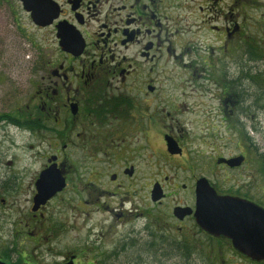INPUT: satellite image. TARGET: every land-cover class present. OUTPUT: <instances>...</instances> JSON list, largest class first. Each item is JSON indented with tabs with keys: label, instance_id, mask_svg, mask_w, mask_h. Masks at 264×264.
<instances>
[{
	"label": "flooded vegetation",
	"instance_id": "obj_1",
	"mask_svg": "<svg viewBox=\"0 0 264 264\" xmlns=\"http://www.w3.org/2000/svg\"><path fill=\"white\" fill-rule=\"evenodd\" d=\"M192 2L0 0V25L12 21L19 37L34 47L37 60V79L24 108L3 116L0 124H13L35 138L38 152L33 156L39 163L36 175L26 184L19 186L9 176L3 183L7 190H24L30 208L27 219L25 216L23 221L13 223L11 245L0 235V264H23L24 256L37 264L35 253L26 249L24 241L34 244L33 248L41 244L44 222L52 215L48 207L59 198L64 200L66 192L84 198V205L99 207L115 226L144 219L140 232L150 238L145 243H153L154 237L160 236L166 245L187 248L191 260H195L192 257L201 234L226 240L234 249L228 238L202 230L194 213L183 218L174 214L178 207L195 210L196 186L203 177L202 160L188 155L180 130L174 133L176 129L166 124L168 118L180 123L178 115L187 108L185 100L195 98L193 93L212 94L219 100L226 129L235 128L238 134V152L225 154L215 148L213 163L206 166L208 173H249L252 150L249 131L235 112L238 104L240 114L244 115L245 109L230 86L228 63L224 65V81L212 77L218 72V63L228 61L234 52L235 42H245L243 25L234 18L235 0L232 4L227 0H201L199 6H191ZM204 39L210 42H202ZM41 46H48L46 53L39 50ZM180 74L186 75L193 86L177 81ZM166 76L176 84L164 90L158 78ZM202 79L214 86L203 85ZM163 102L173 111L160 107ZM171 113L175 115L172 118ZM155 141L164 144L166 153L162 157L156 156ZM169 142L175 144L176 152L170 150ZM257 152L263 154L264 150ZM237 157L241 158L237 166L226 162ZM255 162L262 171L261 157ZM50 166L62 172L66 186L34 211L37 181ZM210 183L219 194L252 201L239 193V185L222 191L215 182ZM156 185L164 195L155 202ZM181 193L190 199L181 197ZM1 202L8 206L5 198ZM159 209L163 213L152 217V212ZM53 228L47 227L46 232L56 233L57 227ZM138 230L132 229L131 235H138ZM132 242L134 247L138 243L136 239ZM107 250L103 255L107 261L103 263L102 258V264H122L121 236ZM234 251L245 261L250 260ZM63 257L59 264H97L91 261L89 251L73 253L69 258L65 252Z\"/></svg>",
	"mask_w": 264,
	"mask_h": 264
},
{
	"label": "rangeland",
	"instance_id": "obj_2",
	"mask_svg": "<svg viewBox=\"0 0 264 264\" xmlns=\"http://www.w3.org/2000/svg\"><path fill=\"white\" fill-rule=\"evenodd\" d=\"M186 1L187 3L193 1L191 6H199L201 3V0ZM227 2L232 4L231 0ZM234 13L235 20L243 25L242 32L245 34V42L239 39L235 42L234 52H231L228 61L224 60L227 62L218 63V72L212 77L220 82L224 81V65L228 63L227 73L230 86L234 93L238 94L239 102L243 104L241 107L245 109V114H240L242 109L238 104L235 112L242 118L240 119L251 138L250 172L238 174V172L221 171L218 174H211L206 171V166H211L213 163L211 157L215 155V148L225 154L238 152L236 143L238 134L235 128L226 129L225 122L222 121L220 115V101L214 99L212 94L193 93L195 98L185 100L187 108L182 109L178 115L180 123L177 124L176 121L168 118L166 124L176 129L174 133H177V128L180 130L179 133L184 136L186 142L188 155L199 157L202 160L203 177L215 182L222 191L234 189L235 185H239L240 194L246 195L256 204L264 207V168L262 167V171H259V165L255 162L256 157L258 158L256 147L260 148V152L264 150V0H235ZM204 40L202 42H210L207 39ZM47 47L41 46L39 50L46 53ZM205 47L203 44L202 49ZM247 51H250L249 56H247ZM202 52L204 53L203 50ZM215 55L218 57L219 53ZM36 61L34 47L19 37L12 21L9 20L5 25H0V119L5 115L9 116V114L18 112L19 108H24L33 89L32 85L37 79L34 75ZM250 74L258 78L253 80ZM180 75L177 81H183L184 85L189 87L193 86V82L188 81L186 75ZM158 80L164 90L176 84L174 79L171 82L168 76L160 77ZM203 85L214 86L210 80L204 82ZM160 107H165L166 111L172 108L165 102L160 104ZM173 113H171V118L175 116ZM164 115H166L165 112ZM5 118L9 119V117ZM10 119L14 120L11 116ZM154 148L158 157L166 153L161 141H155ZM37 152L35 138L13 124H0V159L3 162L0 161V235L5 236L10 245L14 242L12 239L15 231L13 223L23 221L25 216L27 219L30 206L26 202L24 190H12L11 188L7 190L3 183L9 177L13 178L11 182H17L19 186L22 185L21 183L26 184L30 181L38 170L39 163L36 162L38 158L33 156ZM156 160L158 159L155 157ZM180 195L183 197L184 193ZM63 197L64 200L59 198L48 207L52 215L48 221L44 222L41 244L33 248L34 244L30 245L29 241H24L26 249L35 253L33 257L37 264H59L64 261L63 253L68 252L69 258L73 253L78 254L82 250L90 252L91 261L102 264L104 253L108 252L107 249L114 244L115 240L120 239V236L122 244L126 246L133 243V239L138 241L134 248L122 251L120 259L122 264H136L140 260H144L142 264H149V262L157 264L153 258H147L144 252L145 242L150 239L146 232H140L146 223L144 219L118 227L115 226L112 218H108L107 213L99 210V207L94 204L84 205V198H76L68 192ZM184 197L190 199L187 195ZM2 198L6 199L7 207L1 202ZM174 198L175 195L168 198L166 204ZM146 203L150 206L148 200ZM160 213H163V210H154L152 217ZM20 224L23 225V222ZM53 225L54 228L57 227L56 233L51 230L47 233L46 228ZM132 229H139L138 235L132 236L131 234H134ZM199 240V247L192 257L195 260L182 261L179 257L166 255L159 258V264H264V262L252 260L245 261L236 254L226 240H212L205 234H201ZM16 242L18 243L19 239ZM160 245V248L164 249V245L169 248L166 244ZM159 253L161 254V251ZM17 255H13L12 259H16ZM24 260L23 264H36L28 256H24ZM106 261L107 259L104 258L103 263Z\"/></svg>",
	"mask_w": 264,
	"mask_h": 264
},
{
	"label": "water",
	"instance_id": "obj_3",
	"mask_svg": "<svg viewBox=\"0 0 264 264\" xmlns=\"http://www.w3.org/2000/svg\"><path fill=\"white\" fill-rule=\"evenodd\" d=\"M170 150L176 152L175 144L169 142ZM230 166H237L241 158L226 160ZM66 186L62 172L55 166L42 171L37 181L38 194L33 210L45 204ZM164 193L158 185L153 191L156 202ZM194 213L198 226L210 235L231 240L238 252L252 261L264 262V207L239 196L223 195L211 185L206 177L198 180L196 186V207L176 208L174 214L183 218Z\"/></svg>",
	"mask_w": 264,
	"mask_h": 264
},
{
	"label": "trees",
	"instance_id": "obj_4",
	"mask_svg": "<svg viewBox=\"0 0 264 264\" xmlns=\"http://www.w3.org/2000/svg\"><path fill=\"white\" fill-rule=\"evenodd\" d=\"M250 75H251V78L253 80L258 78L257 76H254L253 74H250ZM256 150L259 151L260 148L256 147ZM257 154H258L259 157H261V159L264 162V153L263 154L262 153H257ZM165 242L166 241L162 237L155 236L154 240H153V243H148V244L145 243L146 250L144 252L146 253L147 258L148 257L153 258L154 260H156L157 264H159V262H160L159 258L162 257V256H166V255H168L169 257H179V258H181V260H182V258H183V260L190 259L189 258L190 254H189V251H188L187 248H185L184 246L181 247V246H178V245H168L169 246V248H168L167 246L164 245V244H166ZM160 244L164 245V249L160 248L161 247ZM125 246L126 245L123 244V250H127ZM131 247L134 248V245H130L129 244L127 248L130 249ZM159 251H161V254L159 253ZM143 261L140 260V262H137L136 264H142V263H144ZM133 262L134 261H132V263ZM124 264H126V263H124ZM145 264H148V263H145ZM149 264H152V263L149 262Z\"/></svg>",
	"mask_w": 264,
	"mask_h": 264
}]
</instances>
